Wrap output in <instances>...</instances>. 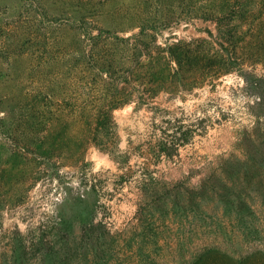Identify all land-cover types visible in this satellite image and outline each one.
I'll return each mask as SVG.
<instances>
[{"label":"rangeland","instance_id":"rangeland-1","mask_svg":"<svg viewBox=\"0 0 264 264\" xmlns=\"http://www.w3.org/2000/svg\"><path fill=\"white\" fill-rule=\"evenodd\" d=\"M171 1L43 0L36 9L31 0H0V264H264V91L237 71L177 97L161 94L154 109L130 104L114 112L118 153L154 139L162 111L210 126L174 160L153 162L148 188L138 153L120 169L91 147L80 167L74 120L68 128L50 123L49 138L66 144L57 147L54 167L33 160L40 151L28 135L31 123L20 119L38 88L32 77L58 76L46 96H75L68 76L81 57L83 15L89 29L130 36L142 10L157 44L206 40V52H216L215 26L188 20L177 3L166 22L159 19ZM260 28L249 39L245 69L264 79ZM91 219L98 227L89 240L83 232Z\"/></svg>","mask_w":264,"mask_h":264},{"label":"trees","instance_id":"trees-1","mask_svg":"<svg viewBox=\"0 0 264 264\" xmlns=\"http://www.w3.org/2000/svg\"><path fill=\"white\" fill-rule=\"evenodd\" d=\"M31 1L30 4L39 9L38 5L43 0ZM170 3L173 6L163 8L165 12L159 19L166 22L168 12L177 3L178 7L184 8L179 14L187 16L188 20L198 19L215 26L216 52H206V40H178L167 42L164 47L157 44L146 26L150 19L142 10L135 16L142 22L138 26L139 31L130 36H119L101 28L89 29L86 27L88 20L83 15L80 27L82 40L78 48L81 57L74 64L75 73L68 74L69 80L77 86L75 96L68 95L61 101L52 95L46 96L44 90L51 84L55 85L58 76L48 78L39 72L32 77L38 88L29 97L28 110L21 114L20 119L31 123L28 135L33 138L31 144L40 151L33 158L34 162L39 161L40 166L47 164L50 168L56 165L55 157H60L56 154L57 147L66 144L52 139V135L49 138L50 123L64 121L67 125L68 120H74L79 133L76 162L80 167L85 166V153L91 147L113 156L120 169L129 164L134 153H138L143 157L142 163L138 164L140 181L144 188H148L152 180V163L174 160L182 148L192 144L197 136L204 135L210 126L201 117L188 118L184 114L162 111V115H158L159 122L155 123L154 139L147 145L137 146V149L118 153L116 110L130 104L154 109L155 99L161 94L172 97L186 94L213 83L227 71L239 72L253 90L264 91V79L245 69L249 39L252 34H258L260 25L264 24V0H172ZM96 14L100 16L98 11ZM209 35L214 37L211 32ZM22 133L19 130L18 135ZM126 174L119 177L124 179ZM90 178L85 174L94 194L97 184L94 177ZM77 199L86 201L83 194ZM141 199L143 201L142 195ZM65 223L61 222V225ZM97 227L93 219L87 222L83 232L85 239L91 240Z\"/></svg>","mask_w":264,"mask_h":264}]
</instances>
